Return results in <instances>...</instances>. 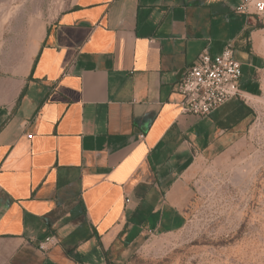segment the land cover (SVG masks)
<instances>
[{
	"label": "crops",
	"instance_id": "crops-1",
	"mask_svg": "<svg viewBox=\"0 0 264 264\" xmlns=\"http://www.w3.org/2000/svg\"><path fill=\"white\" fill-rule=\"evenodd\" d=\"M236 4L72 0L0 66V264H120L185 225L199 167L239 149L262 99L264 19ZM226 47L249 100L183 112V72Z\"/></svg>",
	"mask_w": 264,
	"mask_h": 264
},
{
	"label": "rangeland",
	"instance_id": "rangeland-1",
	"mask_svg": "<svg viewBox=\"0 0 264 264\" xmlns=\"http://www.w3.org/2000/svg\"><path fill=\"white\" fill-rule=\"evenodd\" d=\"M71 2L0 0V66L15 64L11 54L30 50ZM261 98L239 149L199 167L185 225L147 234L120 264H264V88Z\"/></svg>",
	"mask_w": 264,
	"mask_h": 264
},
{
	"label": "built area",
	"instance_id": "built-area-1",
	"mask_svg": "<svg viewBox=\"0 0 264 264\" xmlns=\"http://www.w3.org/2000/svg\"><path fill=\"white\" fill-rule=\"evenodd\" d=\"M235 10L264 19V0H237ZM242 77V63L235 57L233 48L226 47L219 54L205 48L179 80L177 90L183 95V112L205 116L232 98L249 100L241 88ZM56 243V237L50 234L38 246L48 250Z\"/></svg>",
	"mask_w": 264,
	"mask_h": 264
},
{
	"label": "trees",
	"instance_id": "trees-1",
	"mask_svg": "<svg viewBox=\"0 0 264 264\" xmlns=\"http://www.w3.org/2000/svg\"><path fill=\"white\" fill-rule=\"evenodd\" d=\"M261 26H263V24H261Z\"/></svg>",
	"mask_w": 264,
	"mask_h": 264
}]
</instances>
